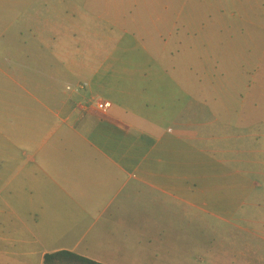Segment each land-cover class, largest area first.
Instances as JSON below:
<instances>
[{"label":"crops","instance_id":"crops-1","mask_svg":"<svg viewBox=\"0 0 264 264\" xmlns=\"http://www.w3.org/2000/svg\"><path fill=\"white\" fill-rule=\"evenodd\" d=\"M114 20L94 0H61L59 6L0 0L6 223L23 231L25 245L57 247L44 251L43 260L70 251L100 264H175L180 261L158 248L184 244L169 232L172 215L201 213L202 199L211 196L202 188L206 166L221 168L215 176H247L231 167L239 162L240 141L245 163L249 151L252 156L254 116L221 105L206 122L201 78H191L174 53L164 56V47L150 51L167 59L146 67L152 79L140 66L124 68L114 55L134 49L108 37ZM144 84L151 93L137 91ZM99 100L109 103L107 110L97 108ZM239 125L244 132L237 133ZM238 211L234 205L214 212L231 223ZM261 228L260 234L258 227L246 228L260 241V248L255 240L247 247L246 260L264 258V222Z\"/></svg>","mask_w":264,"mask_h":264},{"label":"rangeland","instance_id":"rangeland-1","mask_svg":"<svg viewBox=\"0 0 264 264\" xmlns=\"http://www.w3.org/2000/svg\"><path fill=\"white\" fill-rule=\"evenodd\" d=\"M51 1L58 6L61 2ZM96 1L103 2L111 20L116 18L109 23L108 37H119L121 45L134 49L114 55L125 63L124 68L140 66L150 78L152 69L146 67L167 60L160 61L150 51L156 53L153 48L164 47L167 52L164 56L169 58L174 53V62L190 67L191 78H201V112L206 122L214 120L211 113L221 105L232 106L243 117L247 112L254 116L255 141L248 148L252 156L249 151L245 163V156L240 155L245 149L244 141H240L239 155L235 158L239 162L231 167L247 172V176H215V171L220 174L221 168L206 166L202 188L211 192V196L202 200L208 206L202 202L201 213H191L188 218L173 214L169 232L175 238L184 237V244L158 248L180 261L175 264H264L262 254L250 256L248 260L242 256L253 240L254 247L260 248V241L246 228L257 231L258 227L260 234L264 222V0ZM94 9L96 16V6ZM117 77L114 83L119 80ZM121 77L128 79L127 74ZM135 79H140V73ZM137 88L144 94L151 93V86L147 84ZM243 129L239 125L236 131L242 133ZM258 135L262 137L257 138ZM5 197H0V264H42L43 252L57 247L23 244V231L7 227ZM234 205L239 211L231 223L223 222L214 212ZM217 257L230 260L235 257L237 261L220 262L216 261Z\"/></svg>","mask_w":264,"mask_h":264},{"label":"trees","instance_id":"trees-1","mask_svg":"<svg viewBox=\"0 0 264 264\" xmlns=\"http://www.w3.org/2000/svg\"><path fill=\"white\" fill-rule=\"evenodd\" d=\"M43 264H100L70 251H58L44 256Z\"/></svg>","mask_w":264,"mask_h":264},{"label":"built area","instance_id":"built-area-1","mask_svg":"<svg viewBox=\"0 0 264 264\" xmlns=\"http://www.w3.org/2000/svg\"><path fill=\"white\" fill-rule=\"evenodd\" d=\"M109 107V103L103 101V100H99L97 102V108L100 110V111H104V110H107Z\"/></svg>","mask_w":264,"mask_h":264}]
</instances>
